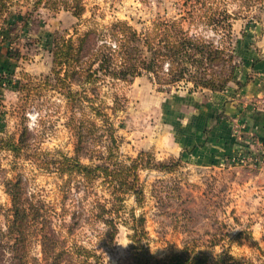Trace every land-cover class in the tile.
Segmentation results:
<instances>
[{
	"label": "rangeland",
	"instance_id": "obj_1",
	"mask_svg": "<svg viewBox=\"0 0 264 264\" xmlns=\"http://www.w3.org/2000/svg\"><path fill=\"white\" fill-rule=\"evenodd\" d=\"M64 1L74 12L83 9L81 17L64 9L57 12L65 6H61ZM13 2V14L21 12L25 21L19 22L10 35L11 43L3 44L0 51V138L6 135L18 138L22 128L27 127L28 146L18 157L0 150V238L8 225L10 182L20 181L23 201L42 202L54 215L61 213V201L69 189L71 194L66 203L70 207L71 200L79 196L86 199L87 209L91 208L95 194L110 199L101 182L88 197L89 194L77 189L79 179L61 176L43 164L63 155L73 157L77 143L67 126L72 113L69 101L43 79L53 69L52 36L57 34L76 41L89 30H101L116 21H127L135 29L145 30L159 17L177 16L183 0H43L38 9L33 8L36 0ZM228 7L233 12L239 11L234 4ZM234 35L241 65L223 92L232 89L235 96L253 76L264 74V4L248 12L240 11L234 21ZM9 46L16 54L14 58L6 55ZM5 68L11 72L7 73ZM191 88L180 85L163 89L147 75L131 82L99 86L96 105L101 104L116 130L121 160L136 159L142 152L150 154L146 158L149 168L140 170L145 202L139 206L134 197H126L113 240L97 236L98 231L106 230L105 226L91 224L85 216L72 235L63 233L61 239L69 240L67 247L77 243L94 249L103 258L101 264H139L132 249L131 225L133 215H143L147 236L142 245L154 260H165L189 246L190 251L208 256L209 264H264V145L253 133H245L244 123L233 118L227 121L228 133L236 141L247 142V146L209 167L191 161L188 149L178 155L173 141L194 140L198 136L196 121H205V114L198 117L201 115L198 107L216 104L212 91L190 92ZM73 90L79 89L75 86ZM86 90L89 97L97 98L93 94L95 87L88 86ZM89 104L84 103L85 112L101 127L100 118L92 116ZM220 110L213 117V124L221 121ZM31 114H38V118L29 127ZM211 121L209 117L205 127ZM173 160H179L173 171L155 168ZM82 161L91 163L88 156L82 157ZM54 217V229L59 232L64 220ZM65 222L70 224V218ZM31 238L29 255L39 258V242L34 236ZM4 240L6 243L7 239ZM229 256L235 263L227 261ZM8 263L9 259L4 258L1 264Z\"/></svg>",
	"mask_w": 264,
	"mask_h": 264
},
{
	"label": "trees",
	"instance_id": "obj_2",
	"mask_svg": "<svg viewBox=\"0 0 264 264\" xmlns=\"http://www.w3.org/2000/svg\"><path fill=\"white\" fill-rule=\"evenodd\" d=\"M42 1L36 0L33 8L38 9ZM62 4L65 6L59 7L57 12L62 9L73 11L67 2ZM229 4L236 5L239 11H231ZM263 4L264 0H183L182 10L177 16L169 19L159 17L145 30L139 31L127 21H116L101 30L91 29L76 41L54 34L50 50L53 69L43 79L53 89L60 90L69 101L72 113L67 126L77 143L73 157L63 155L43 164L61 176L79 179L77 189L89 194L88 197L94 194L95 186L101 182L110 199H101L95 194L91 208L87 209L86 199L79 196L71 200L70 207L66 203L71 194L69 189L61 201V213L54 215L55 212L42 202L23 201L20 181L8 183L11 208L8 209L7 229L0 238V264L4 258L9 259L8 264H101L103 258L94 249L77 243L67 247L69 240L61 237L63 233L72 235L86 216L91 224L102 223L105 226L106 230L98 231L97 236L113 240L118 229L116 220L125 209L126 197H134L139 206L145 202L140 170L149 168L150 162L146 158L150 154L142 152L136 159L121 160L116 130L101 104L96 105L99 86L118 81L131 82L147 75L163 89L191 85L190 92H223L241 65L234 21L240 11L248 12ZM14 5L13 0H0V51L3 44L11 43L10 35L19 22L25 21L21 12L13 14L11 7ZM82 12L83 9L79 8V12L73 11V15L81 17ZM9 48L6 55L14 58L16 54ZM1 66L4 67L3 64ZM5 71L11 72L9 68ZM75 86L78 91L73 90ZM88 86L95 87L93 94L97 98L89 97ZM89 102L88 108L94 118H100L101 127L85 112L84 103ZM89 144L94 146L87 147ZM27 146V127L22 128L18 138L15 135L0 138V150L15 157ZM85 156H88L90 164L83 163L82 157ZM178 164L179 160H173L170 164H157L155 168L173 171ZM54 216L64 220L59 232L54 229ZM67 218H70V224L65 222ZM132 218V249L139 264H209L208 256L190 251L189 246L165 260H154L142 245L143 238L147 236L144 216L133 215ZM31 236L41 247L39 258L29 255ZM2 237L7 239L6 243ZM227 258L228 262L234 260L230 256Z\"/></svg>",
	"mask_w": 264,
	"mask_h": 264
},
{
	"label": "crops",
	"instance_id": "obj_3",
	"mask_svg": "<svg viewBox=\"0 0 264 264\" xmlns=\"http://www.w3.org/2000/svg\"><path fill=\"white\" fill-rule=\"evenodd\" d=\"M233 92L232 89L227 92H213V101L216 104L198 107V112L201 115H197L199 117L205 114V121L204 119L196 121L195 132L198 136L194 140L186 139L188 143L185 139L173 141L178 150V155L183 150L188 149V156H192L191 161L198 163L199 166L209 167L233 155L243 145L247 146V142L243 144L236 141L228 133L227 121L233 118L244 123L246 125L245 133H253L257 140L264 145L263 72L253 76V80L247 81L235 96L232 95ZM219 109L223 113L222 119L221 121L216 120L213 124V117L215 114L216 116L219 115H217ZM204 110L207 112L204 113ZM209 117L212 120L211 124L205 127Z\"/></svg>",
	"mask_w": 264,
	"mask_h": 264
},
{
	"label": "clouds",
	"instance_id": "obj_4",
	"mask_svg": "<svg viewBox=\"0 0 264 264\" xmlns=\"http://www.w3.org/2000/svg\"><path fill=\"white\" fill-rule=\"evenodd\" d=\"M37 118H38V114H31V115L29 116V119H30V121L32 122V123H30L29 127H31L32 124L35 123V122L37 121Z\"/></svg>",
	"mask_w": 264,
	"mask_h": 264
}]
</instances>
